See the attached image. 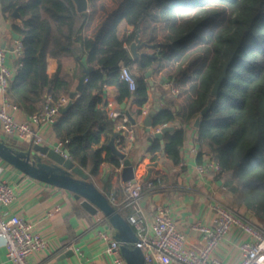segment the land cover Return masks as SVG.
<instances>
[{
	"label": "trees",
	"instance_id": "16d2710c",
	"mask_svg": "<svg viewBox=\"0 0 264 264\" xmlns=\"http://www.w3.org/2000/svg\"><path fill=\"white\" fill-rule=\"evenodd\" d=\"M90 1L92 14L80 12L75 0L0 1L3 12L13 16L18 9L23 20L14 25L25 49L7 91L10 99L29 114L38 112L50 96L56 101L70 95L74 79L89 69L83 90L54 131L61 140H69L72 157L96 175L105 161L120 165L117 156L111 157L108 143L96 146L104 133H114L116 125L102 105L105 86L116 85L119 102L135 94L143 105L149 97L144 69L156 61L158 71L169 66L184 104L176 111L169 103L153 118V127L178 121L181 126L165 133L164 145L156 138L151 151L165 150L179 165L187 137L184 125L209 106L198 138L209 145L221 167L219 198L232 208L251 207L254 220L264 227V0ZM141 20L142 37L154 52L133 60L129 46ZM128 26L134 28L128 31ZM49 56L60 62L53 74L48 72ZM65 57L74 59L80 71L71 74L64 67ZM229 61L227 76L213 94ZM136 62L138 86L132 92L121 67L133 68ZM3 138L18 144L12 137Z\"/></svg>",
	"mask_w": 264,
	"mask_h": 264
},
{
	"label": "crops",
	"instance_id": "0c3cea01",
	"mask_svg": "<svg viewBox=\"0 0 264 264\" xmlns=\"http://www.w3.org/2000/svg\"><path fill=\"white\" fill-rule=\"evenodd\" d=\"M93 9L90 1L87 11L92 14ZM18 23L23 24L20 15L9 16L8 13L3 12L0 4V44L10 51L9 64L14 70V76L19 68V58L13 52V42L15 38L22 37L14 29V25ZM133 28V26H128V31ZM141 51L153 53L154 48L152 45H145ZM130 55L135 60L131 53ZM63 63L71 74H74L77 68L80 71V67L74 59L65 57ZM59 65L58 58L48 57L49 74L57 71ZM138 66L139 64L136 62L132 69L137 72ZM158 66V61H156L154 67L158 68ZM157 68L152 74L154 85L146 76L149 68L144 69L149 97L143 105H139L135 94L119 102L116 85L105 86L102 93V105L108 110L109 117L114 119L116 125L114 133H104L96 146L104 143L109 144L118 132L116 145L134 161L136 178L138 180H158L160 178L162 181L157 187L147 190L140 199L148 221L151 224L154 222L160 208H169L172 217L185 232L188 243L192 246H201L200 233L193 230L191 225L198 220L208 224L213 223L216 214L214 206L218 201L223 202L219 198L222 183L217 178L218 172L202 173L198 169V165L202 164L205 159H213V157L209 145L201 144L199 141L198 128L194 126L195 120L184 125L187 129V137L182 147L183 161L179 165H174L166 157V153L163 154L165 150L151 151L156 139L154 137L156 132L153 130L155 128L153 126L151 130H148L146 119L149 113L156 104H160L164 108L169 103H172L174 109L179 111L185 100L184 95L179 94L180 91L174 84V78L170 77L167 66L159 71ZM83 75L80 74L78 78L74 79L72 91L77 89ZM164 76L168 77V80H163ZM4 96L5 94L0 87V103ZM113 110L122 111L128 121L124 122L123 117L118 119L111 117L110 113ZM145 110H147L146 113ZM128 112L136 119L135 123L129 118ZM15 114L18 119L25 120L29 113L21 108ZM121 124L122 127L119 128ZM174 125L181 126V123L178 121ZM99 126L96 124L95 128ZM0 135L5 137L1 134V130ZM43 135L46 139L44 145H59L62 141L57 137L54 125L44 128ZM23 143L26 146L30 145L29 142ZM164 143L162 144L164 145ZM195 149H198V152H195ZM0 161L5 163L4 177L16 188L17 193L13 203L1 207V211L7 216L21 215L34 225L36 232L48 240L46 249L36 252L30 257L33 264H128L121 249L113 253L108 252L110 240L104 239L102 232L110 233L112 236L110 238H115V236L113 226L104 212L98 211L92 214L81 205V200L76 199L72 191L33 178L6 161L2 159ZM156 161H159L160 165L151 164ZM119 162L121 165L120 158ZM119 166L105 161L101 163L99 173L92 176L97 185L109 195L110 199L112 196L117 197L118 202L115 206L128 217L133 211V204L127 192L128 181L122 178L123 168L117 170ZM86 170L91 173L90 168ZM109 173L110 175H108ZM234 239L236 237L231 235L223 241L218 249V255H221L227 264H236L234 254H239L238 248L234 245ZM0 264H13L8 256L7 240L1 236Z\"/></svg>",
	"mask_w": 264,
	"mask_h": 264
},
{
	"label": "built area",
	"instance_id": "2783aa9c",
	"mask_svg": "<svg viewBox=\"0 0 264 264\" xmlns=\"http://www.w3.org/2000/svg\"><path fill=\"white\" fill-rule=\"evenodd\" d=\"M1 29V25H0ZM24 42L22 37L14 39L13 52L17 55L18 67L22 65L21 57L24 55ZM9 50L0 44V87L5 96L0 103V130L5 137H12L18 143L29 142L33 144H44L46 139L43 129L53 126L62 116V109L70 101V95H63L59 100L51 96L45 107L35 113L27 115L25 120L17 118L15 112L21 106L13 102L7 95L10 82L14 77V70L9 64ZM121 77L129 83L130 89H137L136 74L128 65L121 67ZM147 110H145V113ZM111 117L128 118L120 110L111 111ZM122 127V124L119 128ZM163 127H156L155 132ZM1 136V135H0ZM67 141L62 140L59 145H51L57 151L64 153ZM198 152V149H195ZM124 167V160L117 170ZM202 173L221 170L219 163L214 158H207L198 165ZM5 163L0 161V236L7 240L8 256L13 264H33L30 257L36 252L46 249L48 240L36 232L34 225L19 214L7 216L1 211V207L9 206L15 200L16 188L4 177ZM161 179H145L128 181L127 192L133 204V211L127 219L136 230L139 241L138 245L143 249L147 264H227L225 259L218 255V249L223 241L234 235V245L238 248L239 258L236 264H264V227L257 223L250 214L241 213L223 202L215 204V218L213 223L208 224L201 220L195 221L191 227L200 233L201 246H192L187 241L185 232L180 228L178 222L172 217L169 208H160L154 222L148 221L144 208L140 202L143 194L161 184ZM115 205L117 197H111ZM106 240H110L108 252L113 253L121 249L119 240L113 238L108 232H102ZM171 264V263H170Z\"/></svg>",
	"mask_w": 264,
	"mask_h": 264
},
{
	"label": "water",
	"instance_id": "95a60500",
	"mask_svg": "<svg viewBox=\"0 0 264 264\" xmlns=\"http://www.w3.org/2000/svg\"><path fill=\"white\" fill-rule=\"evenodd\" d=\"M75 2L80 12L89 9V0H75ZM14 15H21L18 9H16ZM142 29L141 20L139 22V27L136 30V37L129 46L130 53L134 59H141V57L146 54L152 55V53L141 51L142 47L150 45L147 40L143 39ZM230 62L231 61L226 64L223 73L216 81L212 90L213 94H217L221 83L227 76ZM154 70L155 68L151 67L146 73V76L150 79L152 85H154V81L152 80ZM89 73L90 70L86 69L84 75L80 78L77 89L70 93L71 101L62 109V113L68 112L74 105L75 98L83 90ZM163 80H168V77L164 76ZM162 109L163 107L160 104H156L153 110L149 113V116L146 119L148 130H151V127L153 126V118ZM208 109L209 106L205 107L202 112L198 114L194 121L195 127L198 128L200 126L202 117ZM128 116L133 123L136 122V119L130 112H128ZM174 128V125H167L160 131L154 133V137L161 139V142L164 143L165 133ZM117 135L118 132L108 144L112 150L111 157L118 156L120 159L124 160L122 178L125 181L135 182L136 165L126 153L117 147ZM163 154H165V151ZM0 159L15 166L33 178L72 191L76 199L81 200V205L90 213L95 214L98 211L104 212L113 226L115 238L121 243V251L128 264H146L144 251L138 245L139 237L136 230L127 217L112 203L109 195L97 185L92 174L72 157L71 151L68 147L65 148L64 153H61L50 145L33 144L26 146L19 143L14 144L0 136ZM151 164L154 166L160 165L159 161ZM108 175H110V173Z\"/></svg>",
	"mask_w": 264,
	"mask_h": 264
},
{
	"label": "rangeland",
	"instance_id": "374dc122",
	"mask_svg": "<svg viewBox=\"0 0 264 264\" xmlns=\"http://www.w3.org/2000/svg\"><path fill=\"white\" fill-rule=\"evenodd\" d=\"M163 26H164V24L162 23L161 24V30L163 31ZM162 34V36H161V38H159L158 40H162L164 37V32L163 33H161ZM167 69H168V72H170L169 71V66H167ZM20 144H23V145H25V143H23L22 141H20ZM235 210H237V211H239V212H241V213H246V214H250L253 218H256L255 217V213H254V210L253 209H251V207H248V206H242V207H240V208H235V207H233ZM234 262L235 263H237V261H238V258H239V254L237 253V254H234Z\"/></svg>",
	"mask_w": 264,
	"mask_h": 264
}]
</instances>
